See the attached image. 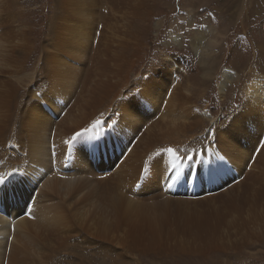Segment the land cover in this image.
<instances>
[{"label":"bare ground","instance_id":"1","mask_svg":"<svg viewBox=\"0 0 264 264\" xmlns=\"http://www.w3.org/2000/svg\"><path fill=\"white\" fill-rule=\"evenodd\" d=\"M156 1L54 0L28 68L35 28L24 18L33 9L2 0L0 264H54L71 248L78 258L93 254L84 264H102L99 248L145 264L149 255L239 250L263 231L254 218L236 221L264 197V77L240 79L235 90L247 102L217 118L214 135L207 131L199 104L211 79L192 84L178 71L183 57L165 49L166 60L135 73ZM224 75L223 95L231 79ZM167 98L172 117L149 125ZM159 142L166 148L155 160L147 150ZM199 142L206 146L192 149ZM185 144L181 154L168 151ZM115 260L109 264H122Z\"/></svg>","mask_w":264,"mask_h":264},{"label":"rangeland","instance_id":"2","mask_svg":"<svg viewBox=\"0 0 264 264\" xmlns=\"http://www.w3.org/2000/svg\"><path fill=\"white\" fill-rule=\"evenodd\" d=\"M188 1L190 0H157L153 3V7H155L154 16L148 22L146 46L140 54L142 58L139 63H141L136 68L135 73L140 74L145 70H150L160 60H166L168 57H164L163 54L168 53L169 56L183 57L182 63L178 64L180 65L178 71L189 77L192 84L198 76L202 79H211L206 87L208 97L207 99L201 98L199 104L202 105L201 111L205 117L207 116L206 129L208 131V129L213 128L216 121H219L217 118H225L226 114L247 102V95L243 94L242 90H235L246 75V81L253 79L255 75L261 74L264 77V0H223V2L207 0L206 6H200V0H191V6H188ZM53 3L54 0H24L23 5L26 9H33L31 14L25 16L26 19L24 18V20L35 28L34 38H32L35 44V52L32 60L28 62V68L36 65L41 50L40 46L47 38ZM190 9L192 10L190 11ZM3 13L4 3L0 0V15ZM171 33L173 34L171 35ZM199 35L203 38L202 47L197 49L195 44ZM216 38H220L219 42H216ZM1 40L6 43L8 35L2 36ZM163 49L166 53L163 52ZM57 53L59 52L57 51ZM213 58L217 59V66L214 70L211 67ZM243 69H246L244 73ZM34 73L39 77L41 69L36 67ZM224 73H227L231 78L226 87L225 99L219 88V84L225 78ZM181 78L182 83H184L183 88H185L187 86L186 80L182 76ZM44 84H46L45 80L39 85L43 86ZM194 87L199 90L203 88V85L195 83ZM22 89L25 90L26 87L23 86ZM207 105L208 107H206ZM172 115V109L168 105L167 98L148 123L150 125L163 121L160 119L161 117L163 119L165 117L164 120H167ZM206 140L207 144L214 141L212 136ZM205 146L204 142H199V145L196 148L192 147V149H201ZM188 147L189 145L185 144L172 149L175 150L176 154H181L187 151ZM164 148H166V142H159L147 151H153L154 158L157 160V156L161 155L160 151ZM249 167L247 170L251 169ZM229 195L226 193L223 197L221 196V201H227ZM253 208L249 215L244 213L245 210H242V215L236 221L237 227L254 218L263 231H256L255 234H258L256 240L244 243L243 246L239 245V250L220 253L216 250L211 255L172 253L168 255V258L159 255L168 261L160 257L152 260L151 255L141 257V259L145 264H264V197ZM71 217L75 219L73 215ZM233 230L235 228L229 233ZM237 233L228 236L234 237L235 240ZM102 249L104 248H99L97 252L102 254L103 258H99L102 264H109L115 258H117L115 261H121L122 264H135L133 260L125 256L130 253L117 255L115 252H104L105 250ZM64 253L61 255L62 261L56 259L54 264H84L83 262L88 257L93 256V254L89 256L81 254L84 258H78L80 253L73 251V248ZM94 264L98 263L94 262Z\"/></svg>","mask_w":264,"mask_h":264},{"label":"snow or ice","instance_id":"3","mask_svg":"<svg viewBox=\"0 0 264 264\" xmlns=\"http://www.w3.org/2000/svg\"><path fill=\"white\" fill-rule=\"evenodd\" d=\"M97 124H99V121L96 122ZM89 129L85 128L83 129V132H88ZM209 132L212 133L213 135L215 134V130L214 129H209ZM83 133L82 132H77L75 133V136L72 137V140H75L77 137H80ZM72 140H69L68 143L71 144L72 143ZM169 152L175 154V150L174 149H168ZM4 179L2 176H0V182H3Z\"/></svg>","mask_w":264,"mask_h":264}]
</instances>
